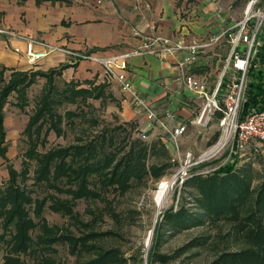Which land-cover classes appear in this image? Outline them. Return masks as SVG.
<instances>
[{"label":"trees","instance_id":"1","mask_svg":"<svg viewBox=\"0 0 264 264\" xmlns=\"http://www.w3.org/2000/svg\"><path fill=\"white\" fill-rule=\"evenodd\" d=\"M255 62L259 67L249 73L251 80L243 106L245 111L264 107V45L259 49ZM67 67L60 65L47 72H12L6 82L2 80L4 70L0 71V158L6 163L8 174L0 187V253L5 250L2 255L4 264H19L20 257L28 255L35 242L48 248L58 243L65 245L68 252L77 257L76 264H127L128 261L115 250H103L95 245L97 240L111 232H95V223H84L74 207L79 201L103 202L108 205L109 215L116 218L111 201L105 197L108 193L123 196L134 184L145 186L149 178L159 181L167 174V164L148 165L156 145L148 146L137 136L129 138L127 131L136 129L133 121L121 123L111 131L103 129L97 135L78 139L77 144L68 147L38 151L50 132L58 136L63 134L62 123L74 126L77 119L85 120L84 107L88 106V100L103 101L106 97L107 86L96 84L95 80L71 79L62 81L63 87L59 88L56 80L63 79L62 73ZM38 78L44 79V86L24 128L28 147L21 156L20 169L16 170L5 157L8 145L3 128L4 108L8 105V97L15 94V106L23 110L28 101L27 91ZM108 98L111 101L113 96ZM68 103L77 105L78 110L64 115L59 113L58 108ZM138 131L136 129L135 132ZM217 136L218 133L209 146L217 142ZM210 164L203 162L193 167L189 178L182 182L184 189H196V194L188 193L193 204L189 207L178 191L175 210L171 207L164 211L161 221H157L146 264H164L177 257V254L170 256L158 252L164 229L175 233L193 226L220 222L229 226L224 237L240 246L235 251L222 250L208 264H264V183L252 187L248 175L235 171V162L221 166L204 178L193 174ZM37 189L45 191L41 199L33 197ZM60 195L66 198H60ZM46 208L68 217L78 234L68 228L49 227L42 217ZM87 212L92 221L101 215L95 213V208H89ZM35 231L38 234L33 236ZM205 244V239L191 240L181 250L189 251ZM81 255L91 257L83 261L80 260Z\"/></svg>","mask_w":264,"mask_h":264},{"label":"crops","instance_id":"2","mask_svg":"<svg viewBox=\"0 0 264 264\" xmlns=\"http://www.w3.org/2000/svg\"><path fill=\"white\" fill-rule=\"evenodd\" d=\"M180 1L0 0L2 80L6 82L12 72H47L68 65L62 73L66 80L96 81L103 76L101 67L81 55H124L155 36L191 41L212 37L225 28L224 19L215 11V4L201 0L194 6L184 3L181 6ZM21 37L38 42L34 45V53L46 52L39 43L57 49L29 62L25 53L27 42ZM16 49L19 52H15ZM214 52L201 53L197 65L185 70L177 64L183 59V53L163 59L156 55L133 56L127 60V77L136 93L168 128L176 124L195 127L191 122L201 109V101L183 85L181 77L192 74L211 90L219 73ZM111 88L121 98L124 121H135L137 130H141L146 124L143 114H138L131 102L124 99L118 85L113 84ZM168 113H174V120H166ZM5 127L6 116L3 128L7 144ZM159 128L160 125H155L151 133L158 132Z\"/></svg>","mask_w":264,"mask_h":264},{"label":"rangeland","instance_id":"3","mask_svg":"<svg viewBox=\"0 0 264 264\" xmlns=\"http://www.w3.org/2000/svg\"><path fill=\"white\" fill-rule=\"evenodd\" d=\"M183 1V2H182ZM201 0H181L179 5L191 4L192 6L197 5ZM248 0H208V2L215 4V11L222 18L225 23H237L242 18V11ZM91 63V62H90ZM89 63V64H90ZM94 64V63H93ZM92 65V64H90ZM221 65H219L220 69ZM63 78V77H62ZM66 81L64 77L62 80H56L59 88L63 87V82ZM97 83L105 84L106 94L103 101L101 100H88V106L84 107L86 112L85 120L75 121L74 126H65L62 123L63 134L58 136L53 132H50L45 139V144L38 147L39 152H46L47 150L54 147H68L71 144H77L78 139L84 140L97 135L99 131L103 129L113 130V127L124 123V116L121 115L122 108L120 106L121 98L112 90L113 83L105 78L104 74L102 77L97 79ZM44 86V79L38 78L35 85L27 91V105L20 110L15 106L17 99L15 94H11L8 97V105L4 115L6 116V130H7V144L8 152L6 154L7 159L11 162L14 169L19 170L21 166V156L28 147L26 144V135H23L26 123L29 117L34 111L35 104L38 102L41 89ZM113 96L110 101L109 96ZM75 104H64L58 108V112L62 115L68 111H77ZM95 122V125L93 124ZM135 122V121H133ZM136 129L138 125L136 122ZM47 126V125H46ZM134 130H128L130 139H135L137 133ZM160 127L158 130L160 131ZM158 131V132H159ZM151 133L149 131L146 138L139 139L142 143L152 146L156 145L153 150V156L148 160V165L164 163L168 165L167 174L160 178L159 181H155L149 178L144 185H133L129 192L123 196H117L113 192L107 194L106 199L111 201L114 215L113 218L107 211L108 205L105 206L103 202H84L79 201L74 207V211L80 216V219L84 223L94 224V231L97 233L111 232L109 235L104 236L96 241L95 245L103 250H115L128 262L127 264H146L147 254L150 249L149 245L146 246L145 240L149 232L152 230V226L155 225L158 220L161 221L163 212L171 207L176 208L178 200V191H180V198H185L188 206L192 205L193 199L189 196L190 193L196 194V189L190 187L189 190L184 189L183 183L177 179V173L181 169L183 161L188 153L192 156V163L198 162L203 159L204 152L210 147L213 142L214 135L218 133V140L220 139L221 129L216 119H212L209 123L202 127H187L184 134L177 141L178 149L173 147V142L168 139L165 131L160 133ZM127 137V135H126ZM217 140V142H218ZM216 142V143H217ZM215 143V144H216ZM214 144V145H215ZM166 150V151H163ZM166 152V153H165ZM206 155V154H205ZM204 155V156H205ZM210 163V162H204ZM235 171L241 175H248L252 187L259 186L264 183V147L260 153H255L248 150L245 155L237 158L235 161ZM194 165L193 167H195ZM210 165L205 166L202 170H196L193 174L201 175L202 178L209 176L212 173H204L209 169ZM192 167V170H193ZM33 167L31 168V171ZM192 171H189L191 174ZM175 186L172 192V203L166 208L161 210L159 214L156 213L155 205L152 199L153 192L157 189L160 180H170L175 178ZM7 174L5 171V164L0 159V187L1 184L7 180ZM178 187V188H177ZM177 191V193L175 192ZM189 193V194H188ZM45 195L44 190L37 189V192L33 195L36 199H41ZM60 198H66L64 195H60ZM182 200H180L181 203ZM95 208V213H101L95 221H92V216L89 215L87 209ZM42 217L46 220L49 227H59L61 229L68 228L69 231H73L78 234V231L68 217H63L60 214H55L46 208ZM157 217V219H156ZM37 221V220H36ZM155 230V229H154ZM168 229H164L163 238L161 239V245L158 248V252L162 255H173L177 254V257L164 264H208L216 256L217 253L222 250L229 249L235 251L240 244L238 242L224 237V234L229 230V226L226 223H206L202 226H193L186 230L176 231L175 233L167 232ZM167 232V233H166ZM154 233V232H153ZM38 231L33 232V236L37 235ZM153 236V235H152ZM224 237V239H219ZM152 239V238H151ZM205 239L206 244L204 246L193 247L192 250L184 251L181 250L185 245L191 242V240ZM4 251L0 253V264L2 262V255ZM90 255H81L80 260H87ZM77 257L68 252V249L63 244H55L53 246L41 247L37 242L32 246V251L25 256H21L19 264H76ZM163 264V263H162Z\"/></svg>","mask_w":264,"mask_h":264},{"label":"built area","instance_id":"4","mask_svg":"<svg viewBox=\"0 0 264 264\" xmlns=\"http://www.w3.org/2000/svg\"><path fill=\"white\" fill-rule=\"evenodd\" d=\"M246 3L242 11V19L237 23L229 24H226L224 20L225 28L212 37L184 41L181 38L155 36L124 55L111 57L81 55L83 59L101 67L109 83L118 85L124 99L131 102L138 114H143L146 124L137 133L139 139L143 140L155 125H160L177 150V141L186 131V126L176 124L168 128L165 122L156 117L147 102L136 93L131 81L128 80L127 60L144 54L156 55L163 59L183 53V59L177 64L179 68L185 70L197 65L201 53L215 51L213 55L216 56L217 63L221 67L211 90L192 74L186 73L181 79L183 85L201 101V109L191 123L202 127L216 117L221 129L220 139L204 152V155L212 153L206 157L203 155V159L198 162L192 163V156L188 153L177 173V179L180 182L188 179V173L194 165L203 164L205 161L210 162V168L204 173H212L227 163L235 162L248 150L260 153L264 147V107L261 110L251 108L246 111L243 107L248 97L247 87L251 80L249 73L252 69H258L259 64L255 60L259 49L264 45V0H248ZM21 39L27 42L25 53L29 57V62H35L47 55L46 52L57 49L39 43L46 52L34 53V45L38 42L25 37ZM15 52H19L18 49ZM174 117V113L166 114V120L172 121Z\"/></svg>","mask_w":264,"mask_h":264},{"label":"bare ground","instance_id":"5","mask_svg":"<svg viewBox=\"0 0 264 264\" xmlns=\"http://www.w3.org/2000/svg\"><path fill=\"white\" fill-rule=\"evenodd\" d=\"M211 153L212 152L206 154L204 157ZM174 182L175 178H172L170 180H160L157 189L153 192L152 199L157 214H159L161 210L166 209L172 203V192L175 186Z\"/></svg>","mask_w":264,"mask_h":264},{"label":"water","instance_id":"6","mask_svg":"<svg viewBox=\"0 0 264 264\" xmlns=\"http://www.w3.org/2000/svg\"><path fill=\"white\" fill-rule=\"evenodd\" d=\"M156 219H157V217H156ZM155 222H154V224H153V226L151 228L152 230L149 232V234L147 236V239H146V242H145L146 246L149 245L148 243L150 242V240L152 238V235H153V232H154V227H155Z\"/></svg>","mask_w":264,"mask_h":264}]
</instances>
